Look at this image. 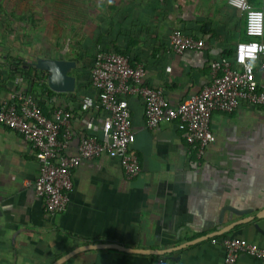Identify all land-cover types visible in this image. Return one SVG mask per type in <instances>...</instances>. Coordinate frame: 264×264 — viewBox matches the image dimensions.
I'll list each match as a JSON object with an SVG mask.
<instances>
[{
    "label": "crops",
    "instance_id": "0c3cea01",
    "mask_svg": "<svg viewBox=\"0 0 264 264\" xmlns=\"http://www.w3.org/2000/svg\"><path fill=\"white\" fill-rule=\"evenodd\" d=\"M250 3L264 12V0ZM103 6L101 20L82 21L71 43H47L46 54L18 39L9 49L0 37V102L17 89L38 97L48 117L59 107L72 110L71 125L61 132L62 139L69 136L71 156L82 137L102 140L109 118L105 111H80L82 98L96 96L85 61L99 50L114 46L132 65H142L145 84L162 90L175 107L212 82L211 62L233 58L237 43L249 40L245 18L229 0H107ZM175 30L204 40L206 47L175 54L170 48ZM39 59L75 63L68 73L76 80L74 90L52 91L49 73L34 71ZM16 64L29 75L15 73ZM256 75L264 82V73ZM40 78L47 90L37 87ZM128 103L136 136L131 151L142 172L129 181L117 160L82 162L73 172L69 206L56 216L46 213L35 192L40 172L35 151L0 126V264H54L78 248L112 244L128 251L86 250L64 264H157L160 257L168 264H224L227 239L264 247V219L257 218L264 215V109L243 102L233 114L214 112L216 142L200 160L181 121L148 130L143 100L130 96ZM237 264L264 261L241 256Z\"/></svg>",
    "mask_w": 264,
    "mask_h": 264
},
{
    "label": "built area",
    "instance_id": "2783aa9c",
    "mask_svg": "<svg viewBox=\"0 0 264 264\" xmlns=\"http://www.w3.org/2000/svg\"><path fill=\"white\" fill-rule=\"evenodd\" d=\"M229 5L243 14L249 40L237 43L233 58L222 57L211 62L212 82L200 94L178 106H171L162 90L145 84L142 65H132L129 57L116 51H99L90 72L96 96L82 98L80 111H105L109 118L102 127V140L82 137L77 155L68 153L69 136L61 138L63 128H69L74 118L72 110L59 107L48 117L38 97L17 89L7 100L0 102V126L18 133L36 153L40 172L34 188L46 213L56 216L66 211L74 185L73 172L84 161L109 157L119 161L129 181L140 175L139 158L131 151L136 136L132 130L130 96H139L143 100L148 130H155L163 123L181 121L186 128V142L196 150L200 160L216 142L210 126L214 112L233 114L243 102L264 109V82L256 75L257 71L264 73V12L254 8L250 0H229ZM257 13L261 15L257 16ZM205 47L204 40L185 35L180 30L170 35V48L175 54ZM245 48L257 56L251 72L245 68L247 58L239 62L240 52ZM224 244V264H237L241 256L264 261V247L238 239H227ZM157 264L168 263L160 257Z\"/></svg>",
    "mask_w": 264,
    "mask_h": 264
},
{
    "label": "rangeland",
    "instance_id": "374dc122",
    "mask_svg": "<svg viewBox=\"0 0 264 264\" xmlns=\"http://www.w3.org/2000/svg\"><path fill=\"white\" fill-rule=\"evenodd\" d=\"M106 3L107 0H0V37L9 49L14 48L12 39H18L41 46L38 54H46L47 43L74 40L70 34H75L73 30L80 28L82 21L90 25L91 18L101 20ZM59 34L66 38H59Z\"/></svg>",
    "mask_w": 264,
    "mask_h": 264
},
{
    "label": "water",
    "instance_id": "95a60500",
    "mask_svg": "<svg viewBox=\"0 0 264 264\" xmlns=\"http://www.w3.org/2000/svg\"><path fill=\"white\" fill-rule=\"evenodd\" d=\"M75 66H76L75 63L73 62H66L62 60L55 61V60H46V59H39L35 65L36 69L40 71H47L49 73L48 86L52 91L56 93L72 92L74 90L76 80L75 78L68 76V73ZM231 211L234 212L236 215H245V213L239 212L238 210H231ZM257 218L264 219V215H258ZM254 220L255 217L249 220H243L241 222L236 223L235 226L244 225ZM105 248L128 251L126 248H123L122 246L116 244L96 245V246L90 245L74 250L73 252L64 256L54 264H64L75 255L86 250H96V249H105Z\"/></svg>",
    "mask_w": 264,
    "mask_h": 264
},
{
    "label": "trees",
    "instance_id": "16d2710c",
    "mask_svg": "<svg viewBox=\"0 0 264 264\" xmlns=\"http://www.w3.org/2000/svg\"><path fill=\"white\" fill-rule=\"evenodd\" d=\"M246 34V33H245ZM115 49L116 48H114V46H111V47H108L107 49H106V51H115ZM100 51V50H99ZM119 52V51H118ZM98 54V53H97ZM97 54H95V56L93 57V58H89V60H86L85 61V63L90 67V72H91V69H92V67L94 66V62H95V59H96V56H97ZM87 61H88V63H87ZM21 63V62H20ZM15 66V68H16V72L15 73H20L22 76H24L23 74H28L29 75V73L30 72H28L27 73V71H25L24 69H23V66H22V64H16V65H14ZM34 71H35V73L37 74L38 72H42V76L43 75H45L44 74V72L43 71H40V70H37V69H34ZM17 75V74H16ZM41 76V77H42ZM29 78L30 77H32L31 75L30 76H28ZM41 79V78H40ZM39 79V80H40ZM41 81V84H39V83H37V87H39V88H41V89H43V90H47V87H46V85L44 84V82H45V78H44V80L43 79H41L40 80ZM42 109H43V107H42Z\"/></svg>",
    "mask_w": 264,
    "mask_h": 264
},
{
    "label": "clouds",
    "instance_id": "9594fccd",
    "mask_svg": "<svg viewBox=\"0 0 264 264\" xmlns=\"http://www.w3.org/2000/svg\"><path fill=\"white\" fill-rule=\"evenodd\" d=\"M109 2H111V0H109ZM257 16L261 15L259 13L256 14ZM245 58H247V63L245 64V68L247 69V71L251 72L252 69L256 66V59L257 56L254 54H251L249 52V50L247 48L243 49L240 52L239 55V62H244Z\"/></svg>",
    "mask_w": 264,
    "mask_h": 264
}]
</instances>
